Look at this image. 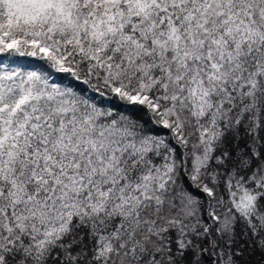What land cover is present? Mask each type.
I'll return each instance as SVG.
<instances>
[{"label": "snow or ice", "instance_id": "1", "mask_svg": "<svg viewBox=\"0 0 264 264\" xmlns=\"http://www.w3.org/2000/svg\"><path fill=\"white\" fill-rule=\"evenodd\" d=\"M0 264H264V0H0Z\"/></svg>", "mask_w": 264, "mask_h": 264}]
</instances>
